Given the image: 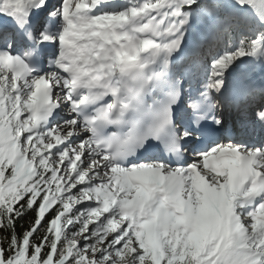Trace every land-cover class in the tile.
<instances>
[{
    "label": "snow or ice",
    "instance_id": "6c2138e0",
    "mask_svg": "<svg viewBox=\"0 0 264 264\" xmlns=\"http://www.w3.org/2000/svg\"><path fill=\"white\" fill-rule=\"evenodd\" d=\"M0 264H264V0H0Z\"/></svg>",
    "mask_w": 264,
    "mask_h": 264
}]
</instances>
